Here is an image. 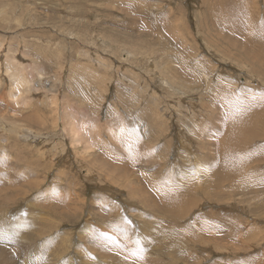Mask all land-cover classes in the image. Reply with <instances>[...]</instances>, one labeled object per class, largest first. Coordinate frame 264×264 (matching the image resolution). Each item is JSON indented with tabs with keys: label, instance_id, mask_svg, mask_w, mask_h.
<instances>
[{
	"label": "rangeland",
	"instance_id": "rangeland-1",
	"mask_svg": "<svg viewBox=\"0 0 264 264\" xmlns=\"http://www.w3.org/2000/svg\"><path fill=\"white\" fill-rule=\"evenodd\" d=\"M211 1L244 23L229 24L247 38L234 54L207 0H0V264H264V45L250 33L264 35V0ZM9 64L39 67L36 88ZM52 100L99 102L105 142L74 151ZM123 115L138 151L154 145L167 164L135 162L132 136L105 133ZM219 151L250 158L208 195Z\"/></svg>",
	"mask_w": 264,
	"mask_h": 264
},
{
	"label": "bare ground",
	"instance_id": "bare-ground-1",
	"mask_svg": "<svg viewBox=\"0 0 264 264\" xmlns=\"http://www.w3.org/2000/svg\"><path fill=\"white\" fill-rule=\"evenodd\" d=\"M218 1L221 2L220 0H218ZM205 3L207 5L206 7L208 8V11H209L210 14L215 13L216 15L219 16V18L220 17H223L221 20L218 18L216 21L226 24L225 26H222V27L213 26L215 29H217L219 31L221 30L223 32L219 36H220V39L222 41H224V42L227 43V46L225 47V49H222V50L234 54L238 49H241V48L243 49V47H241V44L246 45L247 38L241 37L240 35H236V31L235 30L234 31H228L230 29L229 24H232L233 29L236 26L240 30V32L244 30V23L238 17V15L236 13H234V8L228 9L227 12H226V16H224V14H222L221 11H217V10L213 11V8L214 7L211 8V6H215V4L211 0H207V2H205ZM212 3L214 5H212ZM203 5H204V3H203ZM255 27H258V26L256 25ZM255 27H254L253 30L251 29V32L250 33H253L254 32V35L251 36V39H253V41H255V42H259L263 46L264 45V37H263L264 35L262 36L260 34V29L261 28L259 29V32H258ZM224 31H228V32L225 34ZM241 40H242L243 43L241 42ZM249 40H250V38H249ZM241 60H243V58ZM244 63L246 64L245 61H244ZM262 68H264V67H262ZM7 71H8V76L14 82H16L17 85H22L21 86V87H23L22 90H24L25 92H31L33 89L36 88V85L33 83V79L32 78L33 77H36L37 74L40 75L42 73V71L39 70V67H36L34 71H31V69L30 70H22V65L21 64H18V65H15V66L9 64L8 65V68H7ZM109 73H110V71H109ZM111 73H112V71H111ZM40 82H42V80H40ZM115 87H116V91H118L120 93H123V91L121 89L128 90V87L125 85V83L124 84H121V87H120V84H117V86H115ZM135 91H136V89H133L132 90L131 97L135 96L134 95V92ZM20 94H21V89H20V93L19 92L18 93H14L12 91L10 93V97L12 98V101H13L14 105L16 106V108L18 107L21 110L22 109L21 106L24 104V102L20 100ZM98 95L99 94H97V96ZM125 99H124V96L122 95V97H120L119 99H117V101H124ZM31 103H32V101H31ZM95 103L97 104V107H101L102 106V105L100 106L98 104L99 102H95L93 100H89V101L88 100H85V101H83V104L84 105L90 106V107L93 108L91 111L81 110L79 108H75L72 105H70V104H68V103H66L64 101L62 102L61 107H59L60 104L58 102L56 103L53 100H52L51 104L49 105L50 108H51V110H53L54 113L56 114V121H55V123H57V124L58 123L63 124V134L68 135V137L70 138L71 145L73 146V150L74 151H77V150L74 149V148H76V149H81L84 153H91V151L96 150L100 146V144L102 142H105V140L103 139V136H102L103 135V132H104V127L101 125L100 121H97L91 115V114H97V115L100 114L98 112L97 108L95 107ZM138 108H142V107L140 105H137V103H136L134 106H131L130 107V110L131 111L129 113L132 114V115H135L137 113L136 112V109H138ZM243 108H245V112H246V115L243 114L245 117L247 115H249L250 113L253 114L252 108L250 106L249 107L245 106ZM243 108H241V110H243ZM144 109L146 110V112H149L151 108L149 106H146ZM248 110L250 112L249 114H247L248 113ZM232 111H233V115L239 114V112L238 113H234V110L233 109H232ZM150 112H152V110ZM245 112H242V113H245ZM15 114H17V112ZM69 120H71V123L69 122ZM79 120H80V123H77ZM141 120H143L142 116H141ZM123 122H126V116L125 115H123L122 117H120V118H118L116 120H114V119L109 120L108 119L106 121V123H105V127L106 126H109V128H106L107 130H106L105 133L108 134L111 138H113L117 143H119L120 146H122V143L126 141V137L132 136V139L134 140V143H129L124 148V153L125 154L129 155L132 158V160L135 161V162H140L142 159L145 160L147 166L153 165L155 163L156 164L155 165V168L156 169H157V165L159 163L161 164V163L164 162L165 164H167V158H166V156L163 153H161L160 150L159 151H156V146H154V145L147 146L146 149H145V153H143V151L139 152L138 151L139 150L138 149V146L140 144V142H139L140 140L137 137L133 136L131 132H126V129L122 126V123ZM250 126L253 127V128H256V125L255 124H251ZM55 127H58V125H56ZM121 127H123V129ZM155 127L158 128V130L160 129L157 126H155ZM87 128H90V130H87ZM160 130L162 131L163 129H160ZM233 147H234V144L232 143L231 150H229L226 153L229 154L230 151L231 152H234L235 149ZM222 151H219V152L216 153V157L217 158H218V156H219L220 159L222 158L221 161H220L221 163H223L222 164V167L220 168V162L217 163V166L219 167V169H215V171H213L210 174H207V176H206V178L210 182V190L206 192L208 195L211 194V193H213V192H215L216 189L218 188V186L221 184V179H223L222 178L223 177L222 176L223 175L222 174L223 173L222 172L223 171V168H225L226 172L229 173L232 170L234 171V168L235 167H237V168L244 167L242 165L243 162H246L250 158V156L248 155V153H245V154L244 153H241V155L238 157V160L235 158L234 155L232 156V155H228L227 154L226 156L224 155L223 157H220ZM232 154H234V153H232ZM235 163H238L239 165H235ZM160 169L161 168H159L158 170H156V172H159ZM217 173L220 176H217ZM228 173H226V174H228ZM229 175L230 174H228L227 176H229ZM235 177H237V176H235ZM24 178H27V176L24 175ZM207 179H205V180H207ZM9 186H11V185H9ZM0 187L3 188L2 185H0ZM50 192L51 191H49L47 195H44L46 197L45 200H47V199L50 200L52 198H55V197L57 198L58 197L53 192H52V194ZM201 199H202V197L199 196L198 200H201ZM177 201L183 207L184 199L183 198H180V199H177ZM169 205L171 206L172 205V202L169 203ZM171 215L175 219H178L179 218V216L177 214H173L172 213ZM255 235H253V238L254 239H255ZM101 240L103 241V239H101ZM58 249H60V248H58ZM106 256L108 258L110 256V253H107Z\"/></svg>",
	"mask_w": 264,
	"mask_h": 264
}]
</instances>
